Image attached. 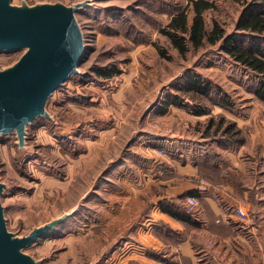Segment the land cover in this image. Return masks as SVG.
I'll return each mask as SVG.
<instances>
[{
    "label": "rangeland",
    "instance_id": "374dc122",
    "mask_svg": "<svg viewBox=\"0 0 264 264\" xmlns=\"http://www.w3.org/2000/svg\"><path fill=\"white\" fill-rule=\"evenodd\" d=\"M83 2L87 4L75 12L84 38L78 71L49 97L47 114L26 125L24 137L17 131L0 133L6 224L14 238L45 224L53 226L22 249L36 264H143L149 256L143 226L156 200L131 191L142 169L157 163L152 149L159 150L158 143L164 141L151 139L165 133L164 144L171 147L163 148L172 155L175 142L166 129L176 127L179 109L195 114L187 105L191 101L204 105L208 113L198 122L187 121L189 136L194 128L197 139L214 142L211 150L224 148L221 144L229 142L224 136L227 123L220 124V118L236 121L216 109L240 112L249 102L240 101L236 89L243 97L255 98L258 80L221 42L191 47L183 56L161 33L187 0H10L17 7ZM246 5L216 0L215 8L205 13L207 28L217 20L227 34L248 35L237 28ZM26 51L0 52V71L16 64ZM98 68H118L120 74L103 78ZM195 75L212 83L210 99L188 91V78ZM216 86L230 95L231 107L217 102ZM169 95L183 98L185 104L171 105L164 118L158 110ZM257 110L264 116L262 106ZM104 130L110 132L101 136Z\"/></svg>",
    "mask_w": 264,
    "mask_h": 264
},
{
    "label": "crops",
    "instance_id": "0c3cea01",
    "mask_svg": "<svg viewBox=\"0 0 264 264\" xmlns=\"http://www.w3.org/2000/svg\"><path fill=\"white\" fill-rule=\"evenodd\" d=\"M236 90L235 96L249 103H243L240 112L221 107L216 111L236 121L240 128H248L246 144L235 149L211 150L214 142L207 141V137L197 139L198 131L194 128L192 136L188 131V120L198 122L205 115L179 109L174 116L178 119L176 127L172 131L166 129L174 138V153L159 155L157 148L152 149L157 163L147 164L142 176L134 180L131 193L137 197L148 195V199L151 195V200L157 203L145 220L142 241L144 244L147 241V249L170 258V262H163L147 256L143 264H264V116L257 110V105L264 108V103L252 96L243 97ZM107 132L110 131L104 130L101 136ZM151 140L167 141L165 133L164 137ZM188 140L198 146L188 145ZM164 142L158 143V149L164 150L167 145ZM170 147L167 145V149ZM216 151L221 155L218 166L223 174L220 179L211 180L200 174V163ZM188 194L200 198L199 208L188 209L185 203ZM162 200L178 201L193 214L195 223L186 224L164 212L159 205ZM238 207L248 213L247 219L236 213ZM155 228L160 236L153 234Z\"/></svg>",
    "mask_w": 264,
    "mask_h": 264
},
{
    "label": "water",
    "instance_id": "95a60500",
    "mask_svg": "<svg viewBox=\"0 0 264 264\" xmlns=\"http://www.w3.org/2000/svg\"><path fill=\"white\" fill-rule=\"evenodd\" d=\"M86 4L17 7L0 0V52L27 49L16 64L0 71L1 134L17 131L24 137L26 125L47 114L49 97L78 71L84 38L75 12ZM3 188L0 182V264H36L22 249L53 226L45 224L14 238L1 202Z\"/></svg>",
    "mask_w": 264,
    "mask_h": 264
},
{
    "label": "trees",
    "instance_id": "16d2710c",
    "mask_svg": "<svg viewBox=\"0 0 264 264\" xmlns=\"http://www.w3.org/2000/svg\"><path fill=\"white\" fill-rule=\"evenodd\" d=\"M234 1L247 3L238 21L237 28L250 36L240 35L238 32L227 34L226 29L217 20L213 21L210 30L207 28L205 13L215 8L216 0H187L185 7L171 14L169 22L161 29V33L169 39L171 44L183 56L190 51L191 47L198 49L207 43L215 45L221 42L222 49L230 54L235 62L256 75L258 81L255 88V98L264 103V0H253L250 3L247 0ZM95 71L99 76L107 79L120 74L118 68H98ZM187 88L195 96L198 95L207 99H210L214 90L211 82H205L200 76L196 75L188 78ZM216 88L219 92L217 102L225 107H231L230 95L223 93L219 86H216ZM184 104L183 98L169 95L158 111L161 115H164L171 105L182 106ZM187 105L197 115L208 113V109L204 105L201 108L200 104H193L191 101H188ZM220 119V124L227 123L224 136L228 138L229 142L221 144L224 148L235 149L247 143L248 134L245 128H240L236 122H230L224 117ZM211 124H213V120H211ZM236 136L239 138H236ZM207 156L200 163V174L211 180L220 179L223 174L218 166L219 162L222 161L221 155L215 152ZM159 205L164 212L180 221L186 224L195 223L193 214L187 211L178 201L162 200ZM167 229L169 234H173L170 228ZM158 233L159 230L155 228V234L160 236ZM148 254L156 260L170 262V258L164 257L160 252L149 250Z\"/></svg>",
    "mask_w": 264,
    "mask_h": 264
},
{
    "label": "built area",
    "instance_id": "2783aa9c",
    "mask_svg": "<svg viewBox=\"0 0 264 264\" xmlns=\"http://www.w3.org/2000/svg\"><path fill=\"white\" fill-rule=\"evenodd\" d=\"M157 152L159 155H164L165 153V151L162 149L157 150ZM185 203L188 205L189 209L194 210L196 207H198L201 204V200L196 195L188 194L185 197ZM236 213L244 220L249 217L248 213L239 207L236 208Z\"/></svg>",
    "mask_w": 264,
    "mask_h": 264
}]
</instances>
